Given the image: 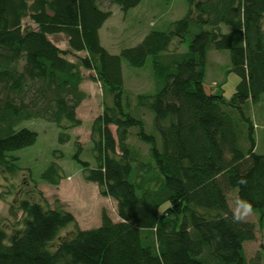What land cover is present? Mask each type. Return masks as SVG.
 Returning <instances> with one entry per match:
<instances>
[{"label": "trees", "instance_id": "16d2710c", "mask_svg": "<svg viewBox=\"0 0 264 264\" xmlns=\"http://www.w3.org/2000/svg\"><path fill=\"white\" fill-rule=\"evenodd\" d=\"M141 1L109 0L123 12ZM186 2L187 13L168 30L112 55L99 40L111 11L97 0H0V175H15L17 158L8 153L37 139L17 128L23 121L51 122L58 143L70 141L86 97L80 68L91 71L111 103L90 126L94 165L79 159L77 141L73 158L83 180L115 201L118 218L102 211L98 227L81 230L70 212L46 207L40 192V200L20 199L11 210L21 213V227L10 234L0 227V264H247L244 243L255 240V225L230 210L227 193L236 191L264 231V154L255 152L246 114L264 99V0ZM57 35L67 50L49 39ZM188 37L185 52H169L173 40ZM210 48L229 52L239 78L228 101L204 89ZM81 52L75 62L65 58ZM148 57L156 90L138 95L137 107L152 113V133L126 109L121 70V59L140 68ZM131 128L147 146L146 159L128 144ZM63 179L56 162L41 174L51 186ZM68 226L69 236L60 237Z\"/></svg>", "mask_w": 264, "mask_h": 264}, {"label": "rangeland", "instance_id": "374dc122", "mask_svg": "<svg viewBox=\"0 0 264 264\" xmlns=\"http://www.w3.org/2000/svg\"><path fill=\"white\" fill-rule=\"evenodd\" d=\"M97 1L102 10L111 11V16L103 24L99 40L101 46L112 55H119L123 49L137 45L150 31L168 30L170 24L184 17L188 10L186 0H142L136 7L126 12L121 11L116 5H111L109 0ZM23 25L32 26L28 19L23 20ZM229 31L228 27H222L223 33ZM49 39L61 50L68 49L63 35L50 36ZM189 40V37L184 43H179L177 39L173 40L169 52H185ZM84 55L83 52L68 54L65 58L75 62L77 56ZM121 70L126 109L133 116L142 118L146 125L145 130L152 133V113L137 107L138 95L153 94L156 90L152 57H148L144 66L140 68L132 67L121 59ZM80 72L83 77L80 89L86 97L76 109V116L81 120V125L70 131L69 142L60 145L57 141L59 130L55 124L48 121L32 119L17 126L18 129L26 128L35 132L37 139L28 147L8 153L17 158L19 170L15 175H0V227L7 234L21 227V213L11 208L16 207L20 199L40 200L38 192L46 207L62 208L70 212L81 230L98 227L102 211H105L112 221H118L115 201L100 196L96 184L83 180L81 165L73 158L77 152V141L81 146L79 159L91 166L94 165L89 140L90 126L101 114L103 105L111 103V96L102 93L100 84L92 80V72L82 68ZM238 82L239 78L230 71L229 52L208 49L203 83L205 91L209 94H221L228 101ZM246 114L254 126L255 152L263 155L264 99L255 105L249 104ZM111 131L114 133L115 128L111 127ZM129 132L128 144L146 159L147 146L136 139L134 135L136 128H131ZM240 144L243 149L246 148L244 137H241ZM51 162H56L60 166L64 176L58 186H51L41 180V174ZM31 179L37 184L35 191H32ZM227 203L236 216L255 225V240L244 243L247 264H264V231L257 227L256 214L239 203L236 191L227 193ZM72 229V226H68L61 230L60 237L69 236Z\"/></svg>", "mask_w": 264, "mask_h": 264}, {"label": "crops", "instance_id": "0c3cea01", "mask_svg": "<svg viewBox=\"0 0 264 264\" xmlns=\"http://www.w3.org/2000/svg\"><path fill=\"white\" fill-rule=\"evenodd\" d=\"M103 26H104V25H103ZM103 26H102V27H103ZM101 30H102V28L99 30V34H100Z\"/></svg>", "mask_w": 264, "mask_h": 264}]
</instances>
